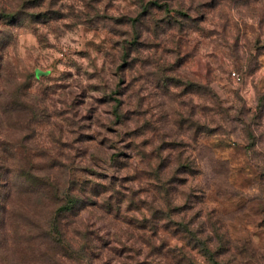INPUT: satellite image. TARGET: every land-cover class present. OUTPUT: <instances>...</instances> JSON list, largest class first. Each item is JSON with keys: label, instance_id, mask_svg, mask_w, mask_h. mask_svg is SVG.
Here are the masks:
<instances>
[{"label": "rangeland", "instance_id": "obj_1", "mask_svg": "<svg viewBox=\"0 0 264 264\" xmlns=\"http://www.w3.org/2000/svg\"><path fill=\"white\" fill-rule=\"evenodd\" d=\"M145 1L0 0V264H143L159 154L264 264V0Z\"/></svg>", "mask_w": 264, "mask_h": 264}, {"label": "trees", "instance_id": "obj_2", "mask_svg": "<svg viewBox=\"0 0 264 264\" xmlns=\"http://www.w3.org/2000/svg\"><path fill=\"white\" fill-rule=\"evenodd\" d=\"M233 1L246 2L247 0ZM211 2L212 8L218 4L215 0ZM170 3V0H163L161 2L146 0L145 2L138 3L137 7L142 8L140 13H143L153 6L166 9L168 6H171ZM23 5L21 3L19 8L23 7ZM1 9L6 11L7 7L3 6ZM123 79L124 74L122 75ZM125 104L123 98L115 99L112 113L116 119L123 118V107ZM155 147L153 149L154 154L157 153V149H160V146L156 144ZM160 156L159 154L157 157V166L152 170L155 181L154 186L161 190L160 201L157 204L153 203L152 200H154L155 196V192H153L154 195L150 197L152 200L147 204V212L143 213L141 220L135 219V223L142 229L140 236L134 237L139 243L135 252L139 251L143 253V264H243L250 261L253 256L252 253L248 254L245 252L249 250L247 247L240 251L231 248L230 239L226 233L224 234L221 231L220 219H212L208 215L207 217L201 216L204 206L199 205L194 212L192 211L193 205L191 202H188V199L173 204L174 200L169 196L167 184L173 182L182 184L194 172L180 170L181 163L178 164V169L174 172H162L163 170L159 167L162 165L164 159H161ZM6 172L10 174V171L6 169L4 171L0 170V175H5ZM10 196L11 193L9 191L5 195L4 201L8 200ZM115 199L121 208L122 199L118 196H115ZM133 202L136 206L140 207L138 202L131 200V203ZM66 203L67 205L61 206L59 210L68 208L70 205L69 200H66ZM131 225L133 226V224ZM133 256L131 255L130 258L133 259ZM130 262L135 264L134 261Z\"/></svg>", "mask_w": 264, "mask_h": 264}, {"label": "built area", "instance_id": "obj_3", "mask_svg": "<svg viewBox=\"0 0 264 264\" xmlns=\"http://www.w3.org/2000/svg\"><path fill=\"white\" fill-rule=\"evenodd\" d=\"M232 75H236L235 72H232Z\"/></svg>", "mask_w": 264, "mask_h": 264}]
</instances>
